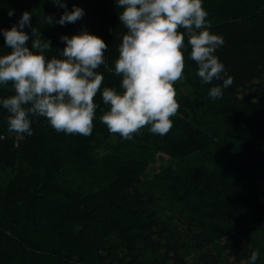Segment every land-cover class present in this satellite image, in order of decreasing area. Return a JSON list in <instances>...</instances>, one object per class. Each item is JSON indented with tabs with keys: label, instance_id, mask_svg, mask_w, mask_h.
Segmentation results:
<instances>
[{
	"label": "trees",
	"instance_id": "1",
	"mask_svg": "<svg viewBox=\"0 0 264 264\" xmlns=\"http://www.w3.org/2000/svg\"><path fill=\"white\" fill-rule=\"evenodd\" d=\"M64 3L84 9L83 18L61 26L65 8L53 0H0V29L31 12L32 27L51 41L49 58L65 47L61 36L86 29L106 42L114 69L126 33L117 0ZM202 3L225 41L215 55L233 84L212 100L222 81L202 83L189 48L166 135L110 133L99 94L90 136L35 116L33 134L20 138L0 106V264H249L253 251L264 264V0ZM8 51L0 33V55ZM98 71L102 87L120 89L114 71ZM12 94L11 82L0 84V99Z\"/></svg>",
	"mask_w": 264,
	"mask_h": 264
},
{
	"label": "clouds",
	"instance_id": "2",
	"mask_svg": "<svg viewBox=\"0 0 264 264\" xmlns=\"http://www.w3.org/2000/svg\"><path fill=\"white\" fill-rule=\"evenodd\" d=\"M53 3L65 8L56 21L61 26L75 24L85 15L84 9L75 5L67 11L64 0ZM116 5L122 9L118 18L126 33L118 46L114 69L106 62V42L86 29L71 37L61 36L65 47L51 58V41L42 39L32 27L31 12L24 11L10 29H0L10 49L0 55V84L11 82L14 90L0 99V106L8 113V132L20 138L25 133L32 135L30 117L39 116L57 132L90 136L100 107L95 102L99 94L107 106L100 121L110 133L131 140L148 128L152 134L164 136L180 108L174 85L184 78L189 48L188 59L198 66L200 81H222V85L210 88L212 100L222 98L224 89L233 84V77L226 75L224 64L215 55L225 41L210 31L212 25L202 0H117ZM12 15L14 10L9 11ZM43 19L51 25L54 17ZM25 27L31 28V37ZM101 66L121 77L119 90L102 87L105 77L98 71ZM259 255L253 251L249 264H256Z\"/></svg>",
	"mask_w": 264,
	"mask_h": 264
},
{
	"label": "rangeland",
	"instance_id": "3",
	"mask_svg": "<svg viewBox=\"0 0 264 264\" xmlns=\"http://www.w3.org/2000/svg\"><path fill=\"white\" fill-rule=\"evenodd\" d=\"M110 140H111V141H114V138L112 137ZM156 165H157V164H156Z\"/></svg>",
	"mask_w": 264,
	"mask_h": 264
}]
</instances>
